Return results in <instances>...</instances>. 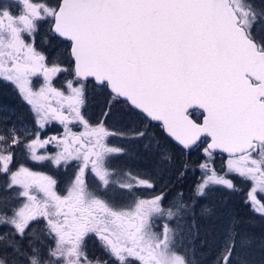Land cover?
Instances as JSON below:
<instances>
[{"label":"snow or ice","instance_id":"6c2138e0","mask_svg":"<svg viewBox=\"0 0 264 264\" xmlns=\"http://www.w3.org/2000/svg\"><path fill=\"white\" fill-rule=\"evenodd\" d=\"M0 82L34 116L0 128V264H195L189 219L216 187L244 192L264 221V0H0ZM90 91L104 98L96 123L83 112ZM115 117L138 122L108 127ZM53 122L62 134L41 138ZM155 128L203 152L187 199L166 207L163 192L138 194L153 180L116 167L127 149L109 143L170 165ZM239 225L224 228L213 264H257V239L264 264V237Z\"/></svg>","mask_w":264,"mask_h":264},{"label":"rangeland","instance_id":"374dc122","mask_svg":"<svg viewBox=\"0 0 264 264\" xmlns=\"http://www.w3.org/2000/svg\"><path fill=\"white\" fill-rule=\"evenodd\" d=\"M100 101L102 102V104H104V98L100 96L97 92L90 91L88 93L86 104L88 103L89 109H91L90 106L92 105V103L94 102L99 103ZM21 102L22 104L24 103L25 106L29 108V106L24 101ZM28 108L26 109V112H28ZM107 122L112 123L111 125H109L110 128L119 129L138 121H136L134 117H125L124 121H117V122L107 121ZM47 128H49V126H47L44 130L41 131V138L50 136V132L46 130ZM156 129L158 128H155L154 130L155 132ZM43 132H48V133L42 136ZM161 134H162V138L160 136ZM160 135H159V139H160L161 148L167 149L172 156V163L170 165L160 163L158 160V156L154 151L146 152L141 145L135 142H130L126 140H121L117 137H112L109 140V143L115 146L125 147L127 149L126 155L119 156L114 159V165L116 167H121L126 170H131V172L134 174L140 173L141 175L145 176V178H151L153 180L155 185L153 189H140L138 194L143 197H151L163 192L165 194V199L163 201V204L166 207L170 201L176 198V195L179 192H183L185 195V199H187L196 181L200 178L201 173L200 170L196 168V165L202 162L203 152L200 150H192L190 152L185 153L181 151V148H179L169 138H167L161 130H160ZM40 151H42V149ZM226 159L227 156L223 154L216 155L214 161V167L217 169L218 172L222 170L223 166L225 165ZM185 161L188 162L190 169L185 173L183 177H188L191 176L192 174L193 176L187 180L184 179L179 180L178 174L181 169L182 163H184ZM193 168H195V171H192ZM187 173L189 175H187ZM238 182L240 184L239 186H245L242 188L246 191L247 190L246 185L241 184L239 179ZM157 189L161 191L155 192ZM223 191L229 192L228 195L230 196V199L228 198L229 199L228 201L232 204H230V206L227 209L220 211L217 214V210L218 209L222 210L223 208H225L226 205V203L224 202ZM231 193H232L231 191L226 190L223 187L213 188L204 198L205 205L202 206L201 204H199L198 207L196 208L194 218L189 219V224L193 225V230H192L193 243L190 246V255H192V250L194 249L195 264H213V258L217 250L216 246L219 243L224 228L233 220V218L240 221L239 227L242 232H247L254 235L256 233L257 235V228H256L257 225L254 226L252 231H250V227L253 225L250 226L249 221L243 222L245 217L248 218V214H253V213L248 212L249 210L248 206H246V208H243L241 207V205H238L239 203L238 200L232 202ZM239 194H242V196L240 197L244 199V192H239ZM209 205H213V206L209 208ZM203 207L208 208V213L201 215V210L204 209ZM214 207L217 209H215ZM215 215L220 216L221 219L217 231L213 225V220ZM240 218L242 219V221L240 220ZM163 222L164 221H160L161 224ZM202 223H204L206 231L208 233L204 232ZM261 223L264 222L261 221ZM170 226L174 227L175 223L170 222ZM212 235L214 236L212 237ZM263 236H264V229H263ZM204 240H207L208 243L207 244L202 243ZM203 248L207 249V251H203ZM94 251L95 253H93ZM93 252L89 251V254L90 255L95 254L97 256L102 255L98 247H96L93 250ZM251 256L253 260H254V256L257 259L262 257L260 251L257 250L256 246H253ZM255 261L257 262V264H259L260 262V260H255Z\"/></svg>","mask_w":264,"mask_h":264},{"label":"trees","instance_id":"16d2710c","mask_svg":"<svg viewBox=\"0 0 264 264\" xmlns=\"http://www.w3.org/2000/svg\"><path fill=\"white\" fill-rule=\"evenodd\" d=\"M21 101H23V100L21 99V97L18 94V92L13 88V86L5 85L2 82H0V128H3L5 126H11L13 124H16L17 127H19V123L20 122H23L28 127H33V120H34L33 113L29 110V108L27 106H25L24 103L22 104ZM27 108H28V112H26ZM160 136L162 138V134ZM29 166L35 167L37 170L49 171V168L47 166L39 167V166L31 165V164ZM187 175H189V174L187 173ZM192 176H193V174L191 176H188V177L179 178V180H182V179L187 180V179L191 178ZM232 179L238 185V187H241V188L245 187V186H239L240 184H239L237 178L232 177ZM246 187H248V186L246 185ZM160 191L161 190L157 189L155 192H160ZM223 193H224V202L226 203V205H225V208H223L222 210L218 209L217 210V214H218V212L227 209L230 206V204H232V203H230L228 201L230 199V196L228 195L229 192L223 191ZM231 196H232L231 197L232 198V202H234L235 200H238L239 201L238 205H241V207L246 208V205H244V203H243V198L240 197V196H242V194L232 192ZM199 204H201L202 206L205 205L204 198L200 200ZM211 206H213V205H209V208H211ZM215 209H217V208H215ZM248 212H251V211L248 210ZM215 216H214V220H213V225H214V227L216 228V231H217L218 226H219V222H220L221 219H220V216H216V217ZM240 220L242 221L241 218H240ZM247 221L250 222V226L253 225V226L250 227V231H252L254 226L257 225L256 226L257 235L255 233V236L257 238L264 237L263 236L264 223H261L262 220L260 221V218L258 216H255L253 214H248V218L245 217L243 222H247ZM262 222H264V221H262ZM202 226L204 228V232L208 233L206 231L204 223H202ZM214 233H216V232H214ZM245 233H247V232H245ZM213 236L214 235H212V237ZM253 246H256L257 250L260 251L259 239H257L256 243ZM203 251H207V249L203 248ZM93 253H95V251ZM260 253H261V251H260ZM261 259H262V257L257 259L254 256V260H261Z\"/></svg>","mask_w":264,"mask_h":264},{"label":"flooded vegetation","instance_id":"af4514ba","mask_svg":"<svg viewBox=\"0 0 264 264\" xmlns=\"http://www.w3.org/2000/svg\"><path fill=\"white\" fill-rule=\"evenodd\" d=\"M40 40L41 37L37 36V45H40ZM91 109H89L88 107V103L85 105L83 112L86 119H88L91 123H96L97 121H99L100 119H103V116L101 115V113L104 111V104H102V102L100 101L99 103L94 102L92 103V105L90 106ZM125 117L123 119H121L120 117H115L113 118V120H108V121H124ZM107 126L109 127V125H111V122H106ZM46 130H48V132H50V135H59L62 134L63 132V127L61 125H59L58 123H52L51 125H49V128H47ZM73 131H80V128L78 126L73 127L72 129ZM155 130V129H154ZM48 132H43L42 136L46 135ZM157 132V136L159 138V134H160V129H156ZM111 139V138H110ZM44 150L42 149L41 152H43ZM48 151L52 152L55 151V149L50 146L48 147ZM121 168V167H118ZM97 246L95 245L94 242H89L88 244V249L89 251H93ZM101 253V252H100Z\"/></svg>","mask_w":264,"mask_h":264},{"label":"water","instance_id":"95a60500","mask_svg":"<svg viewBox=\"0 0 264 264\" xmlns=\"http://www.w3.org/2000/svg\"><path fill=\"white\" fill-rule=\"evenodd\" d=\"M174 144H175V142L174 141H172ZM178 146V145H177ZM179 147V146H178ZM180 148V147H179ZM223 155H225L226 156V154H223Z\"/></svg>","mask_w":264,"mask_h":264}]
</instances>
